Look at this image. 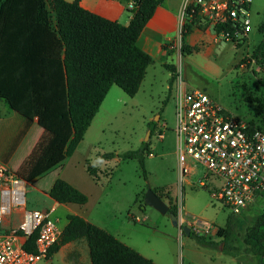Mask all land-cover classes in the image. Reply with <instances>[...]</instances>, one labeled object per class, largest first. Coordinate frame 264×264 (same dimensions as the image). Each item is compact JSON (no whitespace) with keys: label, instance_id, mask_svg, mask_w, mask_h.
Returning a JSON list of instances; mask_svg holds the SVG:
<instances>
[{"label":"trees","instance_id":"16d2710c","mask_svg":"<svg viewBox=\"0 0 264 264\" xmlns=\"http://www.w3.org/2000/svg\"><path fill=\"white\" fill-rule=\"evenodd\" d=\"M134 2V8L129 9L130 23L122 25L86 10L81 0H0V99L18 115L30 122L37 119L41 128L68 142L67 156H72L84 140L111 87L116 85L127 95L135 96L153 64V57L138 41L161 0ZM263 29L264 23L259 31ZM191 31V24L186 23L182 32L183 54L201 49L186 44ZM254 56L264 57V40ZM165 67L172 72V85L174 67ZM155 124L150 125L151 134ZM148 143L121 155L123 159H138L146 179L144 151L148 150ZM115 156L103 154L104 159ZM86 167L97 179V169L89 161ZM154 191L167 202L170 212L179 213L165 187ZM49 196L60 204L85 205L89 201L87 194L61 178L51 187ZM67 220L60 241L51 248L47 259H52L62 246L86 239L91 264H157L78 215L69 214ZM243 222L230 216L226 226L219 227L218 239L194 233L191 237L202 247L222 246L224 252L233 255L235 250L243 251L254 255L258 264H264V212L241 240L235 229ZM36 238L37 234H33L27 240L28 251L36 252Z\"/></svg>","mask_w":264,"mask_h":264},{"label":"rangeland","instance_id":"374dc122","mask_svg":"<svg viewBox=\"0 0 264 264\" xmlns=\"http://www.w3.org/2000/svg\"><path fill=\"white\" fill-rule=\"evenodd\" d=\"M251 10L253 29L244 43L237 45L220 38L222 43L214 49L215 52L203 51L189 57L183 63L180 75L190 87L209 94L231 114L264 128V57L258 59L254 56L264 40V29L259 31L264 23V0H253ZM174 71L176 80L179 73L175 68ZM171 77L168 68L154 63L135 96L127 95L117 86L103 102L73 160V165H77L76 183L89 197L87 205L76 208H85L104 226L112 216L121 219L115 222L114 228L107 226L108 229L117 231L118 224L122 237L134 243L135 250L147 255L160 253L165 264H258L254 255L243 251L235 250L233 255L224 252L222 246L202 247L187 235L182 241L178 240L179 227L172 224L169 215H163L145 203L149 185L153 189L165 187L178 205V216L182 212L185 220L194 216L208 224L225 227L228 218L233 216L228 208L213 204L207 190L193 184L197 176L190 174L185 181H180L175 134L176 85L173 84L171 89ZM153 122L156 124L151 134ZM42 135L51 137L46 132ZM145 142H149L148 150L144 151L147 179L138 159L121 157L125 152L143 148ZM105 153H115L116 156L104 159ZM87 161L98 172L102 171V175L111 174L109 182H104L105 187L97 189L93 185ZM41 169L30 166L28 177ZM27 191L30 209L48 205L44 194L30 185ZM256 199L242 215L233 216L244 221L235 229L241 240L245 238L247 228L264 212V194ZM133 216L139 220H134ZM61 217L60 223L64 225L66 215L61 214ZM79 256L76 264H85L83 253ZM37 264L73 263L59 255Z\"/></svg>","mask_w":264,"mask_h":264},{"label":"built area","instance_id":"2783aa9c","mask_svg":"<svg viewBox=\"0 0 264 264\" xmlns=\"http://www.w3.org/2000/svg\"><path fill=\"white\" fill-rule=\"evenodd\" d=\"M252 2L184 0V25L208 28L218 39L244 43L253 29ZM129 6L134 8V0ZM175 134L181 182L190 174L197 176L193 184L207 190L212 203L228 208L233 216L242 215L263 196L264 129L236 117L209 94L193 88L179 91L176 97ZM28 186V181L0 163V264H37L49 257L61 239L63 228L55 208L27 206ZM179 219L198 236L218 234L219 228L197 217L185 220L180 212ZM33 234H37L35 253L25 248Z\"/></svg>","mask_w":264,"mask_h":264},{"label":"crops","instance_id":"0c3cea01","mask_svg":"<svg viewBox=\"0 0 264 264\" xmlns=\"http://www.w3.org/2000/svg\"><path fill=\"white\" fill-rule=\"evenodd\" d=\"M68 1L72 2L74 0ZM130 1L131 0H81V5L86 10H89L109 20L117 21L122 25H128L132 18V13L129 11ZM183 5L184 0H161V3L156 8L154 15L148 21L146 27L142 31L138 43L142 49H144L153 57V64L148 68L147 75L141 87L144 85L149 71L154 63H159L161 67H165V65L173 66L180 75V70L182 69L183 63L186 62L189 57L193 56L195 53H201L203 51H205V53L215 52L214 49H216L217 46L222 43L216 37L215 33L212 32V30L208 28L193 27L192 31L186 36V44L191 47L199 46L201 49L199 52L183 54L181 51L183 47L182 32L184 30L185 22ZM169 43H171V45ZM173 84L176 85L174 89L176 97L179 91L193 89L183 81V78L180 81L179 76L173 82ZM115 87L117 86L113 85L111 87L106 98L109 97ZM106 98L104 102L107 100ZM2 104H5L6 106L3 108L0 107V163L9 166L18 176L28 181L32 189H36L47 197L48 205L41 208H36L42 210H47L52 207L55 208V215L59 217L60 221L62 218L61 214L66 215V223L61 225L62 228H64L67 224V216L69 214L78 215L85 220L99 226L100 228L112 233L123 243L135 249V245H132L134 243H130L126 241L124 237H122L118 224L116 225L118 228L116 229L117 231H113L107 227L111 226V228H114L115 222H118L121 219L116 218V216H112L108 220V225L104 226L102 223L88 214L85 208H76L79 206L84 207L88 203L85 205L60 204L49 196L51 187L59 178L66 180L70 184L79 188L81 191L83 190L76 183L77 165H73V160L75 159V156L77 155L80 145L83 141L80 143L72 156H67L66 150L68 148V142L59 139L55 135L41 128L38 125L37 119L30 122L29 120H26L22 116L18 115L5 100L0 99V106ZM103 104L104 103H102V105ZM6 107H8L9 110H5L7 109ZM98 113L94 117L90 127L93 125ZM44 132L50 134L51 137H44V135H42ZM104 165L107 166L106 164ZM30 166L35 168L42 167V169L37 170L36 173L30 178V176L28 177V169H30ZM110 175L111 174L109 173L102 175V171H99L98 178L94 179L89 174L93 181V185L97 189L105 187L104 182H109ZM256 200L257 199L251 202L246 211L252 205H254ZM133 219L136 221L139 220L138 217L134 216ZM211 225L216 226L213 223ZM216 227L219 228V226ZM178 232V240L182 241V238H184L186 234L183 235L180 228H178ZM213 238L218 239L217 236H214ZM172 239L174 240V238ZM136 251L146 258L152 259L157 264H165L163 255L160 253L147 255L138 249H136ZM81 252L83 253L85 264H91L89 246L86 239L76 240L62 246L58 253L54 255V257L60 255L64 257L65 260L76 264Z\"/></svg>","mask_w":264,"mask_h":264},{"label":"water","instance_id":"95a60500","mask_svg":"<svg viewBox=\"0 0 264 264\" xmlns=\"http://www.w3.org/2000/svg\"><path fill=\"white\" fill-rule=\"evenodd\" d=\"M145 203L149 206L154 207L163 215H169L172 224L176 227L181 228L187 236H191V229L189 226L181 225L178 214L169 211V205L159 197L154 189L149 185L145 193Z\"/></svg>","mask_w":264,"mask_h":264}]
</instances>
